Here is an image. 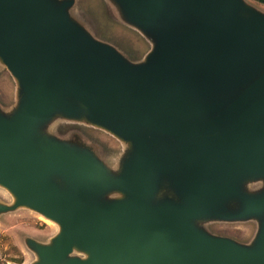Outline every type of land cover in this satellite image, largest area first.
<instances>
[{
  "label": "water",
  "instance_id": "obj_1",
  "mask_svg": "<svg viewBox=\"0 0 264 264\" xmlns=\"http://www.w3.org/2000/svg\"><path fill=\"white\" fill-rule=\"evenodd\" d=\"M150 43L128 61L74 0H0V186L58 226L32 264H264V13L248 0H110ZM252 1V0H251ZM127 146L118 171L57 139L55 118ZM260 184L259 188L251 186ZM257 224L249 244L210 222Z\"/></svg>",
  "mask_w": 264,
  "mask_h": 264
},
{
  "label": "rangeland",
  "instance_id": "obj_2",
  "mask_svg": "<svg viewBox=\"0 0 264 264\" xmlns=\"http://www.w3.org/2000/svg\"><path fill=\"white\" fill-rule=\"evenodd\" d=\"M250 7L264 13V5L248 0ZM73 17L95 40L110 45L128 61L137 63L151 50V43L135 28L123 21L110 0H74L69 10ZM18 103L17 84L0 64V110L10 114ZM49 133L60 140L81 144L99 157L110 169L118 171L127 146L107 132L81 122L55 118L48 126ZM260 184L252 185V189ZM10 193L0 186V203L11 204ZM214 235L227 236L249 244L257 229L254 221L210 222L205 225ZM58 233V226L28 208L0 214V264H32L37 257L27 245V239L48 244Z\"/></svg>",
  "mask_w": 264,
  "mask_h": 264
},
{
  "label": "trees",
  "instance_id": "obj_3",
  "mask_svg": "<svg viewBox=\"0 0 264 264\" xmlns=\"http://www.w3.org/2000/svg\"><path fill=\"white\" fill-rule=\"evenodd\" d=\"M252 1H254V2H256V3H259V4H263V5H264V0H252Z\"/></svg>",
  "mask_w": 264,
  "mask_h": 264
}]
</instances>
